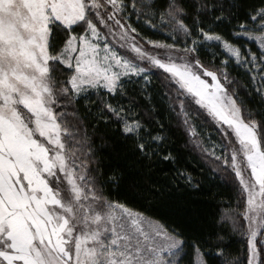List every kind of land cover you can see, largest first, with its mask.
Masks as SVG:
<instances>
[{
    "label": "snow or ice",
    "instance_id": "snow-or-ice-1",
    "mask_svg": "<svg viewBox=\"0 0 264 264\" xmlns=\"http://www.w3.org/2000/svg\"><path fill=\"white\" fill-rule=\"evenodd\" d=\"M243 7V0H0V264H183L182 227L106 195L131 170L148 185L131 182L142 199L167 201L173 189L200 195L217 181L229 188L238 208L219 227L242 230L247 264H264V0L246 14ZM136 21L168 30L173 43L142 35ZM218 22L258 49L226 38ZM209 48L226 58L215 63ZM153 69L162 70L155 86ZM154 91L190 134L205 177L179 166L166 136L135 118L138 96L156 110ZM93 93L99 102L87 108ZM73 101H83L95 127H111L116 137L100 131L77 138L79 121L74 130L58 111ZM200 109L218 126L219 143L202 139L191 123ZM104 149L116 161L107 168ZM123 152L135 155L126 168ZM165 164L175 168L167 182L148 180ZM223 241L212 230L203 249L194 243L199 264H213V253L237 264L224 255Z\"/></svg>",
    "mask_w": 264,
    "mask_h": 264
},
{
    "label": "trees",
    "instance_id": "trees-1",
    "mask_svg": "<svg viewBox=\"0 0 264 264\" xmlns=\"http://www.w3.org/2000/svg\"><path fill=\"white\" fill-rule=\"evenodd\" d=\"M156 2L157 4H162L164 0H156ZM187 2L191 4L192 0H187ZM243 4L242 13L246 14L250 11V6L259 7L260 0H243ZM133 19L135 20V18ZM135 23L141 30L142 35L147 36L149 39L169 44L173 43L168 30L160 27L159 30H154V28L145 25L143 21H136ZM232 30L233 25L226 22H218V26L216 27V31L223 34L226 38H231L235 43L242 45L243 48H251L253 51L258 49L256 44H252L245 39L237 40L232 37ZM213 50L216 52L215 63L219 64L221 60L226 58L221 48H209L205 55H210ZM229 65V70L232 71L233 75L242 74L243 70L236 69L232 61H229ZM153 73L152 81L155 86L159 83L158 72L153 71ZM238 91L243 96L248 90L238 89ZM246 98L251 99L250 97ZM90 101L91 103L87 105V108L94 109L96 103L99 102V97L93 93L90 95ZM152 103L158 105L154 112L151 111L149 101L143 96H138L136 100L138 107L136 108L135 118L145 123L147 129L153 134L160 132L166 136V147L178 157L179 166L186 168L195 177H205L207 173L206 164L190 145L188 135L182 124L177 120L176 114L169 112L164 105L160 104L155 91L153 92ZM58 111L63 113L61 117L62 121L68 123L74 130L77 127V121H79L81 131L76 133L77 138L85 135V133L95 138L100 131H105L110 137H116V130L111 127L104 125H100L98 128L95 127L93 114L86 110L83 101H73L71 104L61 105L58 107ZM160 125H163V127H160ZM196 125L201 131L205 130L216 133V130L212 129L210 124L204 119L197 120ZM101 158L104 160L106 168L116 163L112 159L110 150L108 149L103 150ZM134 159L135 155L133 153L123 152L119 163L122 167L126 168L127 162ZM174 174L175 168L165 164L155 168L148 177V180L156 183H165ZM133 180L139 183L140 188L147 189L148 185L141 175H138L135 170H131L126 175L125 181L119 186L109 184L106 195L126 203L130 207L143 212L146 216L152 217L161 223L174 227H182V230L188 236V246L185 249L183 264L194 263L196 253L194 243L199 244L203 249V240L206 234L212 230L221 231L224 235V255L236 261L237 264H247L246 241L230 225L222 229L219 227L226 212H233L237 209V198L229 188L219 187L220 182L217 181L215 183H205L200 195H192L188 191H176L173 189L170 199L162 202L159 197L155 199H142L138 197L131 186ZM209 193L215 194L211 200L207 199ZM214 218L217 219V224L210 228ZM222 259L223 257L220 254L213 253V264H222Z\"/></svg>",
    "mask_w": 264,
    "mask_h": 264
},
{
    "label": "rangeland",
    "instance_id": "rangeland-1",
    "mask_svg": "<svg viewBox=\"0 0 264 264\" xmlns=\"http://www.w3.org/2000/svg\"><path fill=\"white\" fill-rule=\"evenodd\" d=\"M145 23V22H144ZM145 25L149 26L147 23H145ZM151 27V26H150ZM154 30H159V27L157 28H154ZM160 32V31H158ZM114 43V42H113ZM143 43V41H142ZM256 46L258 47V45L256 44ZM145 47L147 48H152V45H147L145 44ZM223 51V49H221ZM156 52H163L164 50L163 49H155ZM223 53L227 56V54L223 51ZM152 71L154 72H159V71H162V70H159V69H153ZM60 107V106H59ZM196 108H199V106H194ZM199 119H204L206 120L210 126L212 127V129L216 130V133H212V132H207L205 130H200L198 128V126L196 125V121L199 120ZM191 123L195 124L196 125V129L197 131L200 133L202 139H207L209 137H211L212 140L214 141H217L218 143L221 141V133L217 130L218 126L215 125V123L211 120L210 117L207 116V114L204 112L203 109H200V111L196 114L193 115L192 117V120H191ZM183 126V125H182ZM184 130L186 131L185 127L183 126ZM187 135H188V138H189V142H190V145L193 147V144H192V141L190 139V134L186 131ZM199 155V151L198 150H195ZM201 156V155H200ZM237 208H238V205H237ZM237 211V209H236ZM236 211H233L236 212ZM230 212H226L225 216L228 215ZM154 220V219H153ZM154 221H157V220H154ZM236 232H238V234L246 241V244H247V235L242 231V230H235ZM257 240H258V246H259V241L261 240V237H257ZM248 247V245H247ZM262 259H264L263 257V253H262ZM201 257L197 254V252L195 253V256H194V263L193 264H199V261H200Z\"/></svg>",
    "mask_w": 264,
    "mask_h": 264
}]
</instances>
